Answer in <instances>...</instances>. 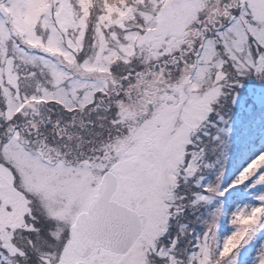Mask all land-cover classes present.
<instances>
[{
  "label": "snow or ice",
  "instance_id": "1",
  "mask_svg": "<svg viewBox=\"0 0 264 264\" xmlns=\"http://www.w3.org/2000/svg\"><path fill=\"white\" fill-rule=\"evenodd\" d=\"M0 264H264V0H0Z\"/></svg>",
  "mask_w": 264,
  "mask_h": 264
}]
</instances>
